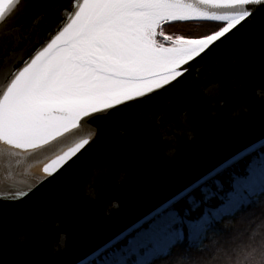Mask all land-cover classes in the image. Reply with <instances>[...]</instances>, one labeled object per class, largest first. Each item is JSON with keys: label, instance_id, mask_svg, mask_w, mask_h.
Listing matches in <instances>:
<instances>
[{"label": "snow or ice", "instance_id": "snow-or-ice-1", "mask_svg": "<svg viewBox=\"0 0 264 264\" xmlns=\"http://www.w3.org/2000/svg\"><path fill=\"white\" fill-rule=\"evenodd\" d=\"M194 19L226 24L200 38L178 36L173 40L169 36V46L157 42L166 22ZM50 25V42L26 60L20 56ZM255 26L264 34V0H71L68 8L60 7L57 0H0V142L7 146L0 150V157L10 163L19 154L16 150L33 158L50 154L55 159L43 169L49 175L66 164L71 167L80 159L77 153L93 142L91 131L81 135L89 124L108 120L122 110L121 105L147 104L185 83L196 64L208 61L241 30ZM257 89L264 109V83ZM200 90L217 103L223 99L215 69L203 77ZM150 118L163 139H174L190 128L187 116L181 120L167 109L152 112ZM70 140L74 147L63 151L62 145ZM261 149L264 144L255 142L239 154L242 160L251 159L231 176L228 200L211 216L205 212L192 218L207 203L206 190L200 196L202 181L181 184L139 225L121 233L116 243L98 249L94 257L99 264L193 261L185 253L192 248L203 252L206 233L219 223L222 212L258 205L254 197L264 195ZM103 177L104 170L98 168L96 178ZM17 195L26 193L8 198ZM178 246L185 253L174 257L173 249ZM256 257L264 264V244L247 246L248 264H255Z\"/></svg>", "mask_w": 264, "mask_h": 264}, {"label": "water", "instance_id": "water-1", "mask_svg": "<svg viewBox=\"0 0 264 264\" xmlns=\"http://www.w3.org/2000/svg\"><path fill=\"white\" fill-rule=\"evenodd\" d=\"M57 3L68 8L71 0ZM187 22L226 24L194 19L166 22L162 28ZM51 27L19 55L26 60L46 46ZM167 37L156 39L169 46ZM213 69L222 84L219 103L200 90ZM261 83L264 34L255 26L196 64L185 83L147 104L121 105L108 120L89 124L81 135L91 131L93 142L81 149L83 155L77 153L80 159L71 167L66 164L49 175L43 169L55 159L50 154L33 158L16 150L19 154L10 163L0 157V264H88L98 249L139 225L181 184L201 180L202 186L242 160L244 149L264 144V109L256 97ZM159 109L181 120L187 116V133L163 139L150 118ZM6 147L0 142V150ZM70 147L71 140L62 145L63 151ZM98 168L104 170L103 179L96 178ZM17 192L26 195L8 198Z\"/></svg>", "mask_w": 264, "mask_h": 264}, {"label": "trees", "instance_id": "trees-1", "mask_svg": "<svg viewBox=\"0 0 264 264\" xmlns=\"http://www.w3.org/2000/svg\"><path fill=\"white\" fill-rule=\"evenodd\" d=\"M191 24L200 23L193 22ZM212 25L214 31L223 26L220 23H212ZM250 159L249 156L236 162L226 171L221 172L201 186L200 196L205 195L203 189L207 187L210 189L209 198L201 209L192 213L193 219L204 214L207 204L213 207H219L222 204V200L216 196V193L225 196L230 191L231 176L240 173L245 162ZM221 185L223 190L220 189ZM257 200L259 201L258 205L243 211L236 210L232 214L222 217L219 223H215L214 227L209 228L206 233L207 239H204L202 243V253L195 248L185 253V250L178 246L173 249L174 257L176 253H185L195 258L193 261H184L183 264H248V260L245 258L247 246L264 244V195H259ZM187 235L188 229L185 227V243L188 242ZM237 251L240 253L238 258L235 256ZM213 254H215V258H212ZM155 264H175V261L174 259H161L155 261ZM255 264H261L260 257L255 258Z\"/></svg>", "mask_w": 264, "mask_h": 264}, {"label": "rangeland", "instance_id": "rangeland-1", "mask_svg": "<svg viewBox=\"0 0 264 264\" xmlns=\"http://www.w3.org/2000/svg\"><path fill=\"white\" fill-rule=\"evenodd\" d=\"M191 23H193V22L177 23V24L169 25L167 27V31L162 30V32L164 34L166 33V35L168 34V36H176V37L177 36H184V37L200 38L204 35H210L211 33H213L212 31H214V26L212 25V23H200V24H191ZM172 38H174V37H172ZM261 150H264V149H261ZM205 190L207 192V195L209 196L208 193H209L210 189L205 187L203 189V191L205 192ZM216 196L222 200V203H224V201L228 197L227 194L224 196V195H221L219 193H216ZM254 198L258 199L259 195H257ZM217 208L218 207H213V206L207 204L204 213L206 212L209 216H211L213 213L216 212ZM234 211H236V210H232L231 213L227 212L225 215L219 217L218 219L220 220V219H222V217H224L228 214H232ZM188 234H189V232H188ZM88 264H99L98 258H95L94 260H92Z\"/></svg>", "mask_w": 264, "mask_h": 264}, {"label": "bare ground", "instance_id": "bare-ground-1", "mask_svg": "<svg viewBox=\"0 0 264 264\" xmlns=\"http://www.w3.org/2000/svg\"><path fill=\"white\" fill-rule=\"evenodd\" d=\"M227 200H228V197H227L226 201H224V203H223L222 205H225L226 202H227ZM222 205H221L220 207H218V208L216 209V211L219 210V209H221ZM226 213H227V211L222 212V213H221V216L225 215ZM221 216H220V217H221Z\"/></svg>", "mask_w": 264, "mask_h": 264}, {"label": "flooded vegetation", "instance_id": "flooded-vegetation-1", "mask_svg": "<svg viewBox=\"0 0 264 264\" xmlns=\"http://www.w3.org/2000/svg\"><path fill=\"white\" fill-rule=\"evenodd\" d=\"M165 35H166V34H165ZM172 37H174V38H175L176 36H172Z\"/></svg>", "mask_w": 264, "mask_h": 264}]
</instances>
